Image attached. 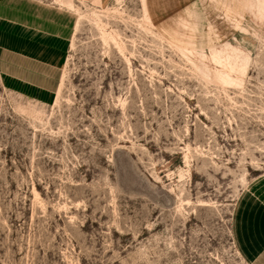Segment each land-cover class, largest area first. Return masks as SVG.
Here are the masks:
<instances>
[{
  "label": "rangeland",
  "instance_id": "374dc122",
  "mask_svg": "<svg viewBox=\"0 0 264 264\" xmlns=\"http://www.w3.org/2000/svg\"><path fill=\"white\" fill-rule=\"evenodd\" d=\"M42 1L84 15L52 103L0 82V264H251L264 0Z\"/></svg>",
  "mask_w": 264,
  "mask_h": 264
},
{
  "label": "crops",
  "instance_id": "0c3cea01",
  "mask_svg": "<svg viewBox=\"0 0 264 264\" xmlns=\"http://www.w3.org/2000/svg\"><path fill=\"white\" fill-rule=\"evenodd\" d=\"M76 15L66 6L42 0H0V82L4 89L41 104L55 100ZM231 220L240 253L251 264H264V174L239 194Z\"/></svg>",
  "mask_w": 264,
  "mask_h": 264
},
{
  "label": "bare ground",
  "instance_id": "6f19581e",
  "mask_svg": "<svg viewBox=\"0 0 264 264\" xmlns=\"http://www.w3.org/2000/svg\"><path fill=\"white\" fill-rule=\"evenodd\" d=\"M71 8H72V7H71ZM72 9H73V8H72ZM76 14H77V17H78V18H77V21L80 20V19H82L83 15H84L83 12H81V11L78 10V9L76 10ZM77 21H76V25H75V30H76L77 27H78V23H77ZM230 71H236V69L234 68V66H231V67H230ZM222 76L225 77L226 80H230V77H229L228 74L225 73V74H222ZM223 79H224V78H223ZM60 84H61V83H60ZM59 89H60V87H59Z\"/></svg>",
  "mask_w": 264,
  "mask_h": 264
}]
</instances>
